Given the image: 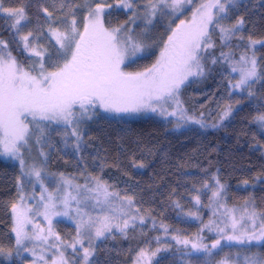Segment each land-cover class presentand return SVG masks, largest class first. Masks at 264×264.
I'll use <instances>...</instances> for the list:
<instances>
[{"label": "trees", "instance_id": "obj_1", "mask_svg": "<svg viewBox=\"0 0 264 264\" xmlns=\"http://www.w3.org/2000/svg\"><path fill=\"white\" fill-rule=\"evenodd\" d=\"M0 2L7 8L23 7L31 31L39 37L38 42L55 55L57 48L48 30L50 26L62 29V24L50 20L43 9L47 8L53 17L63 18L81 2L82 10L87 12L85 0ZM61 3L66 5L64 11L60 10ZM129 11L105 14L104 24L108 28L127 24ZM240 17L244 19L243 26L224 44L219 28L210 31L213 47L203 55L212 71L205 77H193L180 90L179 99L186 115L202 120L204 127L180 117L108 115L95 109L96 114L91 119L80 123L82 141L80 149L76 150L72 125L42 122L45 135L38 145L45 156L47 170L66 175L80 186L89 187L94 184L92 177H99L111 185L109 191L118 192L120 197H132V205L140 218L134 226L130 225L126 234L113 231L99 239L93 247L91 264H134L141 250L151 256L158 248L161 251L151 257V264H181L178 249H184L183 245L176 244L173 239L176 236L194 239L199 233L204 238L203 243L210 245L217 239L215 232L200 229L209 221L219 223L223 219L224 209L210 199L217 179L225 186L221 203L228 208L240 210L250 200L258 213L264 212V130L253 120L257 109L264 107V81L252 85L253 97H249L247 91L231 87L238 80L240 65L237 62L242 54H254L264 72V44L251 46V41H264V0H236L221 24L229 27ZM10 24L6 15L0 13V39L7 42L14 57L27 69L32 58ZM164 29L159 25L161 36L165 34ZM221 52L231 53V61L220 58ZM213 57L220 58L214 65L211 64ZM156 59V50L148 51L136 60L135 68L150 67ZM232 66L237 67L236 72L232 71ZM229 105L231 115L221 122L220 115ZM177 124L180 126L175 127ZM34 131L37 140L40 132ZM20 176L18 165L0 156V247L5 253L12 251L11 257L0 254V264H26L25 258L14 251L15 237L11 231V205L19 199L17 177ZM28 189L26 183L23 192ZM197 196L199 204L195 200ZM189 212L198 213L199 218L189 216ZM56 228L63 239H75L73 224L59 221ZM222 244L225 245L222 251L214 250L218 253L215 261L238 251L253 259H264V241L253 245H240L235 241ZM68 258L71 264H83L78 253L69 254ZM209 264H212L211 259Z\"/></svg>", "mask_w": 264, "mask_h": 264}, {"label": "snow or ice", "instance_id": "obj_2", "mask_svg": "<svg viewBox=\"0 0 264 264\" xmlns=\"http://www.w3.org/2000/svg\"><path fill=\"white\" fill-rule=\"evenodd\" d=\"M192 2L193 0H147L144 11L146 25L135 36L131 34V29L125 30V25L106 28L102 20L105 9L100 4L88 9V15L84 18L83 31L78 27L75 9L66 12L61 18L53 17V13L45 8L43 11L50 20L62 24V29L49 27V32L55 38L58 48L56 49L57 58L53 59L51 54H48L47 60L45 59L47 49L39 47L38 50V46L30 42V38L31 41H35L39 37L32 31L21 34L22 29L26 27L25 22L28 21L25 9L23 7L5 8L0 2V13L6 14V18L11 21L10 27L19 35L24 49L36 58L25 69L12 56L8 45L0 41V147L4 155L19 161L21 172V176L17 177L20 203L11 205L13 219L11 231L15 233L16 255H20L23 249L31 251L35 256V250L26 248L25 242L38 240L47 243L49 237L57 241L51 244V247L58 250L64 242L53 231L51 217L69 215L68 209L72 202L77 204L76 212L80 217L76 225L78 239L66 247H71L74 252L77 244L83 247V241L79 239L82 234L89 240L103 238L106 233H111L113 228L126 234L130 225L134 226L137 219L135 216H129L128 219L123 220L122 224L113 223L116 219L115 215L111 214L116 210L114 201L117 199L121 201L119 211L127 216L128 213L124 212V208H131L133 198L120 197L118 192L109 191L111 185L99 177H92L94 185L91 188L87 184L75 185L77 189L83 187L85 193L83 200L70 193H65L63 199L53 196L52 193L43 195L46 191L41 179L43 169L36 167L35 164L29 166L21 151L29 145L31 137L35 134L34 130L40 132L36 142L43 141L45 128L42 127V122L54 121L72 125L71 136L75 138L76 150L80 149L82 141L80 123L84 119H91L92 115L96 114L97 106L106 112L117 114L134 115L152 112L162 117L179 116L185 122L192 121L200 124L201 127L205 126L202 120L186 115L179 99L180 89L189 77H205L212 71L211 67L206 65V57L203 55L207 49L213 47L211 30L219 28L222 44L240 31L244 24L243 17L229 27L221 24L236 0H207L193 12L190 23L181 20L175 28H171L170 21V34L167 41L150 67L139 72H126L122 67L126 65V62L135 63L145 53L148 46L143 43L142 38L148 31L147 25L152 24L158 13L173 16L182 12L185 5ZM121 4L125 8H133L131 0H121ZM65 7L64 3L60 4L61 11H64ZM137 18L140 17H137L134 12L132 22L134 23ZM40 35L42 36L43 33ZM257 43L264 44V41H251V46ZM220 58L231 61V53L221 52ZM220 58L213 57L211 64H216ZM237 63L240 65L239 79L232 83L231 87L247 91L249 97L255 96L252 85L264 81V72L260 70L255 55L242 54ZM49 67L53 70L50 71ZM232 71L236 72L237 67L232 66ZM169 102L175 104L172 111H168L166 107V105L171 106ZM231 112L232 107L229 105L220 115V121L228 118ZM253 120L261 130H264V107L257 109ZM29 124L34 126V130L29 128ZM179 126V124L175 125V127ZM41 154L43 155L42 150ZM31 177H35L41 183L42 194L36 206L25 207L26 198L23 189L26 183L32 182ZM65 183L71 185V181L66 180ZM216 185V190L212 192L210 199L214 200L218 208L224 209L221 213L223 219L217 218L219 223L209 221L200 231L203 232L204 229L209 232L214 231L218 238L209 245L203 243L204 238L199 233L194 239L173 237L177 245H183L184 250L178 249L181 264H209V259L212 264H264V259H253L248 255H242L239 251L235 254H225L219 261L214 260V256L218 254L214 250L222 251L225 246L222 241H235L240 245L264 241V212L258 213L250 200L246 201L240 210L228 208L221 203L225 186L218 179ZM195 200L197 204L200 203L199 196L195 197ZM89 201L94 202L92 205L94 208H99L101 212L108 214L93 217L82 212L80 205L87 206ZM57 203L61 204L65 211L56 212ZM41 205L43 211H41ZM41 215L49 223L46 235L43 228L33 223V217ZM188 215L199 218L198 213L189 212ZM221 223L223 227L220 226ZM29 225H32V231H29ZM161 227L165 232L168 231L165 225ZM159 251L161 249L158 248L149 256L145 250H141L138 253L139 259L134 264H151V257ZM0 254L11 257L12 251L5 253L3 247H0ZM93 255L94 249L84 248L83 264H91L90 257ZM39 260L43 264H48L43 256H40ZM32 264H36V261L34 260ZM51 264H58V262L53 259ZM59 264H68L63 252H60Z\"/></svg>", "mask_w": 264, "mask_h": 264}, {"label": "rangeland", "instance_id": "obj_3", "mask_svg": "<svg viewBox=\"0 0 264 264\" xmlns=\"http://www.w3.org/2000/svg\"><path fill=\"white\" fill-rule=\"evenodd\" d=\"M131 2L133 3V8L129 9V8H125L122 6L121 0H85V4L87 5V12H84L82 10V3L79 2L77 4L79 6L75 8V15H76V19L78 22V27L80 28L81 31H83V23L85 22L84 18L88 15V9L89 8H95L97 4H100L105 9L104 13L102 14L103 23H104V15L105 14L107 15L109 13H112L113 15H116L118 12H120V10L125 11V13H127V11L130 10L129 11L130 14L128 15V18H127V24H121V25H125V30L131 29L132 30L131 34L135 36V35L139 34L142 29L145 28L146 20L144 19V11H145V4H146L147 0H131ZM204 2H207V0H193V2L191 4L185 5V8L182 12H178L173 16L160 15L158 13L156 16V18H158V20L154 21V19H153L152 24L147 25L148 31H147V33H145V35L142 38L143 43L148 46L146 48L145 53H147L148 51H151V50H156L157 57H158L161 49L164 46V43L167 41L168 35L170 34V29L168 26L170 21H171V28H175L176 25H178L181 20H184L186 23H190L192 20L193 12L196 10V8H198L200 6L201 3H204ZM5 8H7V7H5ZM134 12L136 13V16L140 17V18L135 19V22L133 23L131 18L133 17ZM166 12H167V10H166ZM26 14H27V12H26ZM27 16H28V14H27ZM25 23H26V27H24L22 29L21 34H27L29 31H31V25H30L29 17H28V21ZM159 25H161L163 28H166V30L164 29L165 34L162 36H161V33L159 32ZM104 26L106 27L105 24H104ZM117 26H120V25H116L115 27H117ZM106 28H108V27H106ZM109 28H114V27H109ZM48 32H49V30H48ZM49 36L53 40V43L55 44L56 48H58V45H56V42H55V38L52 36V34L50 32H49ZM0 41H4L7 44V42L3 39H0ZM38 41L39 40L31 41V38H30V42L37 45L38 50H39V47H43L44 49H47L42 43H40ZM8 50L11 51L9 49V46H8ZM26 52L31 56L32 60L36 59L35 57H33V55L30 52H28V51H26ZM50 53H51L50 50L47 49V54L45 56L46 60H47L48 54H50ZM145 53H143L142 55H144ZM12 56H14V55L12 54ZM51 56L53 59L57 58L54 53H51ZM135 63H136V61H135ZM135 63L126 62V65L122 66L123 70L126 72L144 71V69H142V68L141 69L135 68ZM49 70L51 71L53 69L51 67H49ZM238 72H239V69H238ZM238 75H239V73H238ZM192 78L193 77H189V79L185 83L190 81ZM238 79H239V77H238ZM169 103L171 104V106L168 107L166 105V107L168 108V111H172L173 108L175 107V104L173 102H169ZM96 109L101 110L102 112H104L108 115L117 114V113L106 112L102 108H99L98 106ZM78 114L79 113H77V115ZM142 114L143 115H155V116L162 118V119L163 118L174 119L176 117H179V116L162 117V116L158 115L157 113H152V112H145V113L134 114V115L127 114V115L137 116V115H142ZM30 119L31 118L29 117V120ZM27 122L28 121H26V123ZM51 123L56 124V125H63L64 124L62 122L57 123L54 121ZM33 127L34 126L32 124H29L30 129H32ZM21 151L24 154L26 162L29 166L35 164L36 167L43 169L42 174H41V179L43 180L44 189H46V191L43 192V195L47 196L49 193H52L53 196H59L61 199H63L65 193H70L72 196H76L78 199H81V200L84 199L85 193H84L83 187H81L80 189H77L75 187V185H77V184L71 178H67L66 175L54 173L51 170H47L46 165H45V156L41 154L39 145L36 142V139L34 136L31 137V139L29 141V145L25 146V148L22 149ZM262 154L264 156V148L262 149ZM0 156L4 159L10 160L11 162L16 163L20 169L19 161L4 155L3 151H2V147H0ZM20 174H21V172H20ZM30 179L32 182L27 183L29 185L28 191L23 192V194L26 198L25 202H24L25 207L36 206V204L40 200V197L42 194L41 183L39 181H37L35 179V177H31ZM66 180L71 181V185L66 184L65 183ZM93 185H89V188L93 187ZM16 203L19 204L20 200L18 199V201ZM93 203H94L93 201H89L87 203V206H85L84 204H81L80 208H81L82 212L88 213L93 217H97V216L102 217L103 215L108 214L107 212H101L99 208H94L92 206ZM120 206H121V201L119 199L115 200L114 201V208L116 210L113 213H111L112 215H115V217H116V219L113 221V223L122 224L123 220L128 219L129 216H135L137 218L135 220V223H138L140 221L138 213L135 210V208L133 207V205L131 206V208H128V207L124 208V212L128 213L127 216L121 214V212L119 211ZM76 209H77V204L75 202H72L70 209H68L69 215H67V216L55 215V216L51 217L53 231L55 233H57L59 235L60 239L64 242L63 244H61V246L58 250L51 247V244L57 243V241L54 240L52 237H49V241L47 243H42L41 241H38V240L25 242V247L29 248V249H34L35 253H36V255L34 256L31 251H24L23 249H21L20 255L23 258H25L26 264H32V262L34 260L36 261V264H43V262L39 260L40 256H43L48 261V264H51V261L53 259L57 260V262L59 264L60 252H63L64 259H66L68 261V264H71L69 261V258H68L69 254H77L78 253L83 259V248H90V250L93 249L94 245L96 244V242L99 239L89 240L88 238H86V236L84 234H82L79 237V239L83 241V248L80 246V244H77L76 245V251L74 252L71 247H66V245L72 244L73 242H75L78 239L77 233H76L74 240L67 241V240L63 239L61 234L57 231L56 223L59 221L68 222L70 224H73L76 227L77 222L80 219V217L77 215ZM41 211H43L42 205H41ZM55 211L56 212H63V211H65V209L62 207L61 204L57 203ZM216 216H218V214ZM86 218L87 217H85V219ZM33 223L38 224L40 226V228L44 229V234L45 235L47 234V229L49 227V223H48V220H45L42 215L33 217ZM28 227H29V231H32V225H29ZM113 231H118V230L116 228H113L112 232ZM107 234H109V233H106V235ZM93 235H94V233H93ZM215 236H216V238H218L217 233H215ZM14 237H15V233H14ZM227 242H229V241H222V243H226V244H227ZM258 242H261V241H253L252 244H246V245L257 244ZM235 243H237V242H235ZM78 248H80V251Z\"/></svg>", "mask_w": 264, "mask_h": 264}]
</instances>
